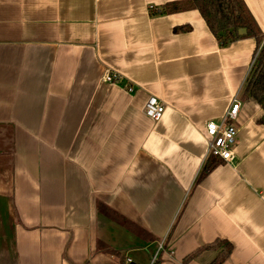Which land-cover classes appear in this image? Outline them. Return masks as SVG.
Listing matches in <instances>:
<instances>
[{"label":"crops","instance_id":"0c3cea01","mask_svg":"<svg viewBox=\"0 0 264 264\" xmlns=\"http://www.w3.org/2000/svg\"><path fill=\"white\" fill-rule=\"evenodd\" d=\"M182 1L0 0V264H212L221 242V264H264L257 44L220 47L198 11H165ZM243 2L263 44L264 0ZM236 96L233 162L198 180Z\"/></svg>","mask_w":264,"mask_h":264},{"label":"trees","instance_id":"16d2710c","mask_svg":"<svg viewBox=\"0 0 264 264\" xmlns=\"http://www.w3.org/2000/svg\"><path fill=\"white\" fill-rule=\"evenodd\" d=\"M165 10L169 13H178L187 10L199 12L210 33L218 41L220 47H227L229 44L242 38H253L257 48L254 56L255 61L249 72L247 81L243 88L242 96L246 99H253L261 108L262 115L259 123L264 125V43L263 35L251 17L243 0H185L170 4ZM246 30V34L240 36L239 30ZM220 161L208 157L198 180L204 178L213 170ZM224 250L222 255L212 264L223 263L231 254V246L221 242ZM205 249H208L205 248ZM201 250L185 258L184 263L194 259ZM159 259L154 264H158Z\"/></svg>","mask_w":264,"mask_h":264},{"label":"built area","instance_id":"2783aa9c","mask_svg":"<svg viewBox=\"0 0 264 264\" xmlns=\"http://www.w3.org/2000/svg\"><path fill=\"white\" fill-rule=\"evenodd\" d=\"M256 56L252 60V65ZM251 65V67H252ZM118 77L112 72L106 70L103 75V82L116 83ZM125 89L128 93H134L133 87L126 86ZM240 108L239 99L237 96L232 99L231 104L226 111L220 122H209L206 125L204 138L206 143V156L217 159L224 164H231L233 162V147L236 139V129L233 127L232 122L237 118ZM165 110V104L155 97H149L143 110V114L152 122H158ZM156 257L151 261L154 264Z\"/></svg>","mask_w":264,"mask_h":264},{"label":"water","instance_id":"95a60500","mask_svg":"<svg viewBox=\"0 0 264 264\" xmlns=\"http://www.w3.org/2000/svg\"><path fill=\"white\" fill-rule=\"evenodd\" d=\"M238 34L240 35V36H243V35H245L246 34V30H239V32H238Z\"/></svg>","mask_w":264,"mask_h":264}]
</instances>
